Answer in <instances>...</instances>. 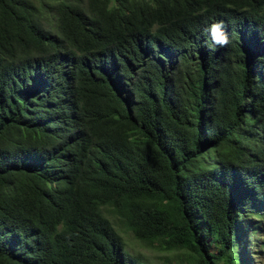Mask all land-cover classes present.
<instances>
[{
  "label": "trees",
  "instance_id": "1",
  "mask_svg": "<svg viewBox=\"0 0 264 264\" xmlns=\"http://www.w3.org/2000/svg\"><path fill=\"white\" fill-rule=\"evenodd\" d=\"M263 224L264 0H0V264H242Z\"/></svg>",
  "mask_w": 264,
  "mask_h": 264
},
{
  "label": "rangeland",
  "instance_id": "2",
  "mask_svg": "<svg viewBox=\"0 0 264 264\" xmlns=\"http://www.w3.org/2000/svg\"><path fill=\"white\" fill-rule=\"evenodd\" d=\"M38 1V0H35ZM113 222H116L113 218H111ZM264 228V224L261 226ZM252 237H250L249 246L247 243H244L243 251H242V264H263L264 263V231L259 230L257 228L255 232H251ZM122 236L124 238L125 243L127 244L128 250L138 256L141 257L145 262L149 264H169V261L164 259L166 254L153 251L151 249L146 248L143 244L139 243L134 239L133 234L130 231H127L126 228L122 229ZM245 236H247L245 234ZM248 249L247 255L251 252V260L248 261L245 255V251ZM244 260V262H243ZM170 264H174L173 262Z\"/></svg>",
  "mask_w": 264,
  "mask_h": 264
},
{
  "label": "clouds",
  "instance_id": "3",
  "mask_svg": "<svg viewBox=\"0 0 264 264\" xmlns=\"http://www.w3.org/2000/svg\"><path fill=\"white\" fill-rule=\"evenodd\" d=\"M224 27L223 21H217L210 25L208 31L211 35L213 46L225 47L230 43Z\"/></svg>",
  "mask_w": 264,
  "mask_h": 264
}]
</instances>
